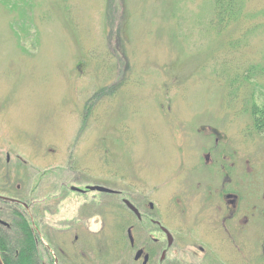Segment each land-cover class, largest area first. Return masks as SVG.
<instances>
[{"label":"rangeland","instance_id":"374dc122","mask_svg":"<svg viewBox=\"0 0 264 264\" xmlns=\"http://www.w3.org/2000/svg\"><path fill=\"white\" fill-rule=\"evenodd\" d=\"M212 12V0H0V186L12 203H32V217L51 210L61 180L82 173L118 192L96 194L108 207L90 225L112 246L110 264H120L119 252L132 264L129 226L136 247L154 248L155 264L162 250L167 264H264V129L246 111L264 105V27L255 29L264 0L243 4L252 18L243 15L241 27L254 37L215 29ZM233 35L249 55L225 45ZM223 186L234 207L220 199ZM72 193L48 214L51 225L75 219L94 195ZM130 196L165 227L168 246L123 205ZM18 212L21 229L3 231L13 247L24 240ZM148 226L161 239L154 246ZM47 240L53 255L61 239L53 231ZM37 242V260L53 264Z\"/></svg>","mask_w":264,"mask_h":264},{"label":"flooded vegetation","instance_id":"af4514ba","mask_svg":"<svg viewBox=\"0 0 264 264\" xmlns=\"http://www.w3.org/2000/svg\"><path fill=\"white\" fill-rule=\"evenodd\" d=\"M202 128L205 129V128H210V127L204 126ZM210 132L213 135H215L214 145L216 146L219 140L218 138H220L219 136L220 132L215 127H212V129H210ZM209 158H210V155L206 154L205 162H207ZM230 171L231 170L229 169L220 168V173H224V179L226 178L229 179V176L233 175L232 173H230ZM69 177L71 178L70 179L63 178L60 182V187L57 193L58 200L55 202V205L57 204V206L52 208L51 210L47 206L46 207L40 206L39 210L38 208H36L33 217H32V214H30V210L33 207L32 203L27 204L19 199L18 200L20 202L17 201L15 203H12L10 199L11 196H9V195H13L11 188L4 185L2 186L3 189H1V186H0V191L9 196V197L3 196L0 193V229H2L3 231L7 230V232H10V229L14 230L16 226L14 220L16 217V212H18L15 209V207L17 204H19L20 209H26L25 210L26 212L21 210L20 212H18V214H19V217H22V223L25 224L26 227H27V224L30 226V227L28 226V229H29L28 231L33 240V253L36 259V264L43 263V261L37 260L38 253H36L37 248L35 247V245H37L38 243L37 240H39V242L44 245V248L42 247L41 248L44 249L45 252L49 251L48 253L52 256L53 264H110L109 260L111 261L114 255L112 253V246L109 247L108 241H102L103 240L102 234L100 232L101 227H99V229L95 231L91 229L90 225L91 223L95 225L93 218H94L95 213L98 211L99 207H102V206L108 207L105 200H102V198L100 197H105V195H108V194L116 195L118 194V192L117 190H113V189L111 190L115 192H112V193L101 192V191H96V190L91 191L89 189V186L104 185L105 187L106 183L102 184L104 183L103 179H99V180L92 179L90 175H84L82 173L80 174L78 173L75 175L71 173ZM64 181L69 182L70 185H67V183H65ZM94 181L100 182L101 184L95 183ZM221 188L222 190L220 191V193H218L220 196V199L222 198V199H226L227 201H230V203H232L231 207H234L237 203V196L235 194L233 195L232 193H228L226 188H224V186ZM72 192L79 193L81 195H85L87 193H93L94 195H92L90 198L82 199L80 205L76 207L77 211H76L75 219L62 217L61 220L52 222L54 226H56L54 227L47 220L48 214L54 215L55 213L60 211V208H61L60 205L69 203L71 201L70 194H74ZM96 194L97 195L100 194L102 196L96 199V196H97ZM12 198L17 199L16 197H12ZM123 198L121 199V202L137 218L138 222L141 223L142 228L144 229L143 224L145 225V227H146V223L151 224V225L154 224L155 225L154 227H156V229L158 228L160 229L162 235L165 237V241L168 246L167 238L165 236V233L162 231L163 226L158 225L160 224V222L153 220L152 218H147L145 216H142L141 211H140V206L138 205L140 204L139 201H141L142 199L139 200V197L133 198L132 196H130L129 198H124V199ZM124 200L129 201L131 205L135 208L137 213L129 209L127 205L124 203ZM150 204L151 203L148 204L149 208H151ZM236 207H238V205ZM234 210L235 208L232 209V211L230 212L229 214L230 216H232L233 214L232 212ZM238 210H239V207H238ZM63 212L65 211L63 210ZM34 222L40 226V229L35 225ZM151 227L152 226H148L145 231L149 235L148 238L152 239L153 246H154V244H157L156 241L161 240V239L157 237H153L154 230H151ZM16 228L18 230L21 229V227H17V226ZM133 230H134L133 226H129L126 229V235H127V232L128 233L130 232L133 238V244L129 242L128 236H126V238H127L130 249L134 250V253H136L137 251H140V257L137 260L132 259V264H133V261H134V264H144L145 260H146L145 264H155V261H153V252H155L154 248L153 247H146V248L136 247V238L132 234ZM53 231H55L57 235L60 237L61 242L59 241L60 245H58L59 247L56 249V253L52 255V253L50 252L51 245L47 239L48 237L50 238V232H53ZM70 234L73 235L72 241L71 242L68 241L71 247H65L66 240H67L66 238ZM95 243L97 244V247L94 246ZM149 248H151V250H149ZM134 253H133V256L135 255ZM115 256L117 257L115 260L116 262H119L120 264L122 263L125 264L124 263L125 255H123V252H119L115 254ZM166 258H167L166 250H162L160 253L159 260L157 261L156 264H167L168 261L166 263ZM1 260L3 261L2 258Z\"/></svg>","mask_w":264,"mask_h":264},{"label":"trees","instance_id":"16d2710c","mask_svg":"<svg viewBox=\"0 0 264 264\" xmlns=\"http://www.w3.org/2000/svg\"><path fill=\"white\" fill-rule=\"evenodd\" d=\"M244 2L245 0H212L213 12L212 16L208 18V22L213 25L215 29L219 30L220 26L223 31L226 26L235 25L234 32L238 31V33L243 34L244 38L250 32V36L254 37V35H252L253 32H255V29L258 27H264V22L258 21L255 25V29L252 28L251 30H243L241 27V24L243 22V15L248 18H252V15H246L243 13ZM238 38L239 37H235V35H233V37H228L225 45H227L228 48L234 49L236 51H240V49H242L244 52V56L249 55L244 51L243 46L241 47V45H243L242 39L238 40ZM244 46H246V44H244ZM262 95L264 97V92L262 93ZM249 106V110H245L250 112V115L252 116V125L256 131H261L262 129H264V105L260 102L252 103V105L250 103ZM23 229V245L17 244V246L15 245V247L10 244L9 240L6 237V234L3 232L2 229H0V248L8 252L6 257L4 258L5 264H36V259L33 253L32 237L26 226H24ZM15 250H18V253L16 254V258H13L10 254L15 253Z\"/></svg>","mask_w":264,"mask_h":264},{"label":"water","instance_id":"95a60500","mask_svg":"<svg viewBox=\"0 0 264 264\" xmlns=\"http://www.w3.org/2000/svg\"><path fill=\"white\" fill-rule=\"evenodd\" d=\"M89 188H90L91 190H97V191H102V192H111L110 189H107V188H104V187H101V186H92V187H89ZM125 202H126L127 206H128L130 209H132L135 213H137V211L135 210V208H134L132 205H130L127 201H125ZM163 231H164L165 234H166V237H167L168 243H170V242H171V236L169 235V233L167 232L166 229L163 228ZM130 239H131V237H130ZM131 241H132V239H131ZM139 256H140V251H138V252L135 254V259H137ZM0 264H3L1 258H0Z\"/></svg>","mask_w":264,"mask_h":264}]
</instances>
